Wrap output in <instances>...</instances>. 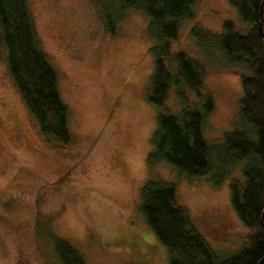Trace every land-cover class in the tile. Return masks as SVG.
I'll use <instances>...</instances> for the list:
<instances>
[{"label":"rangeland","instance_id":"rangeland-1","mask_svg":"<svg viewBox=\"0 0 264 264\" xmlns=\"http://www.w3.org/2000/svg\"><path fill=\"white\" fill-rule=\"evenodd\" d=\"M26 3L38 47L57 75L69 143L50 144L43 137L8 74L2 49L0 264H56L54 239L77 250L85 264H169L174 255L139 212V192L149 181L174 187L175 205L188 212L217 260L246 246L247 229L229 199V184L242 182L245 163L220 164L217 148L225 133L247 128L238 122V65L217 49L224 22L243 34L248 28L227 0H193L192 16L180 23L165 60L171 72L177 53L201 65L200 96L180 87L183 99L197 106L209 95L213 104L202 131L210 170L191 177L165 163L146 164L157 115L147 100L154 70L148 18L129 10L109 35L96 0ZM178 102L171 86L162 112L178 114ZM219 173L225 179L215 185Z\"/></svg>","mask_w":264,"mask_h":264},{"label":"trees","instance_id":"trees-1","mask_svg":"<svg viewBox=\"0 0 264 264\" xmlns=\"http://www.w3.org/2000/svg\"><path fill=\"white\" fill-rule=\"evenodd\" d=\"M227 2L248 28L243 34L230 22H224L217 49L238 65L242 90L238 122L247 128L225 133L217 148L220 164L234 167L245 163L242 182L233 180L229 184V199L247 229L248 244L236 254L217 260L188 212L175 205L174 187L149 181L139 192V212L156 240L174 255L169 264H264V0ZM96 3L109 35L114 34L129 10L140 11L148 18L146 35L153 44L149 51L154 70L147 100L157 111L151 152L146 158L148 168L165 163L190 177L206 174L210 170L209 145L202 131L213 104L210 96L205 95L199 98L197 106H190L184 102L181 90L186 87L199 97L205 71L183 53L174 58V72L165 66L170 42L175 39L180 23L192 16L193 0H96ZM204 36L210 35L203 33ZM2 49L6 50L8 74L43 137L50 144L68 145L67 109L59 97L57 75L38 47L26 0H0V54ZM171 86L180 103L176 115L162 112ZM224 179V174L219 173L213 183L218 185ZM52 246L56 264H85L81 254L65 241L54 239Z\"/></svg>","mask_w":264,"mask_h":264},{"label":"water","instance_id":"water-1","mask_svg":"<svg viewBox=\"0 0 264 264\" xmlns=\"http://www.w3.org/2000/svg\"><path fill=\"white\" fill-rule=\"evenodd\" d=\"M261 220H262V218H261Z\"/></svg>","mask_w":264,"mask_h":264}]
</instances>
